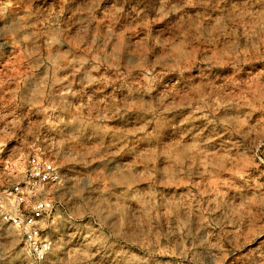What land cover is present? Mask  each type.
Returning <instances> with one entry per match:
<instances>
[{
	"label": "rangeland",
	"instance_id": "rangeland-1",
	"mask_svg": "<svg viewBox=\"0 0 264 264\" xmlns=\"http://www.w3.org/2000/svg\"><path fill=\"white\" fill-rule=\"evenodd\" d=\"M1 146L61 180L0 264H264V0H0Z\"/></svg>",
	"mask_w": 264,
	"mask_h": 264
},
{
	"label": "built area",
	"instance_id": "built-area-1",
	"mask_svg": "<svg viewBox=\"0 0 264 264\" xmlns=\"http://www.w3.org/2000/svg\"><path fill=\"white\" fill-rule=\"evenodd\" d=\"M60 180V171L50 158L36 154L12 160L5 147H0V201L7 202L10 225L36 262L45 261L52 251L47 228L55 215L53 188Z\"/></svg>",
	"mask_w": 264,
	"mask_h": 264
}]
</instances>
